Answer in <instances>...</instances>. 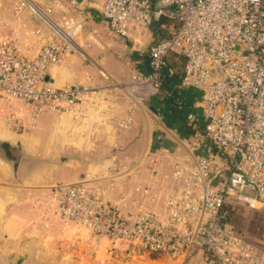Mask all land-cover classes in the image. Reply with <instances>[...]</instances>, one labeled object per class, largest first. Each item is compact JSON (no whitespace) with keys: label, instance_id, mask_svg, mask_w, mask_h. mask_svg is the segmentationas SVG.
<instances>
[{"label":"built area","instance_id":"built-area-1","mask_svg":"<svg viewBox=\"0 0 264 264\" xmlns=\"http://www.w3.org/2000/svg\"><path fill=\"white\" fill-rule=\"evenodd\" d=\"M17 1L16 12L28 11L40 22L31 31L39 48L28 56L14 42L0 43V101L32 107L27 132L45 113L79 119L89 104L105 101L110 92L144 100L174 80L200 91L194 106L205 120L193 110L184 119L185 156L173 165L162 217L114 195L121 171L116 155L107 174L50 187L48 206L54 216L82 231L83 245L93 253L103 248L109 260L168 256L188 264L201 253L213 264H264V250L229 227L230 204L264 207V0ZM92 3H101L102 19L118 36L153 29L154 41L140 51L148 69H132L125 82L58 87L46 79L48 71L70 54L85 53L76 38ZM169 22L173 30L164 36L160 30ZM177 57L180 71L172 61ZM132 124L129 112L118 121L117 139ZM153 171L160 173L159 167ZM137 192L149 196L148 189Z\"/></svg>","mask_w":264,"mask_h":264},{"label":"crops","instance_id":"crops-1","mask_svg":"<svg viewBox=\"0 0 264 264\" xmlns=\"http://www.w3.org/2000/svg\"><path fill=\"white\" fill-rule=\"evenodd\" d=\"M17 2L0 0V43L14 42L22 55L31 56L39 48L31 31L41 25L28 11L16 12ZM101 9V3H92L82 14L84 29L76 41L85 53L70 54L62 64L52 65L47 80L58 87L73 82L99 87L127 81L134 68L148 69L140 51L154 41L153 29L118 36L102 19ZM199 96V90L185 88L179 80L144 100H133L118 90L108 93L105 101L89 104L79 119L66 113H45L28 132L34 120L32 107L0 101V264H87L88 260V264H103L97 263L102 260L126 264L124 257L109 260L100 252L85 256L87 247L80 241L83 232L54 216L48 206L49 189L107 174L116 155L121 171L114 195H124L135 209L162 217L173 165L183 163L185 156L184 119L193 110L205 122L201 108L194 106ZM129 112L133 124L117 139L118 121ZM157 167L159 174L153 171ZM141 188L148 189L149 196L141 197L137 192ZM236 207L240 212H253L254 220L262 217L263 222L264 207L259 203L254 208L244 203L229 205L232 229L264 250V227L253 220L250 226L236 225L232 219ZM136 264H182V260L141 256ZM188 264L213 263L197 253Z\"/></svg>","mask_w":264,"mask_h":264},{"label":"rangeland","instance_id":"rangeland-1","mask_svg":"<svg viewBox=\"0 0 264 264\" xmlns=\"http://www.w3.org/2000/svg\"><path fill=\"white\" fill-rule=\"evenodd\" d=\"M50 128V127H49ZM48 128V129H49ZM245 194L247 195H253V192L251 191H245ZM243 213V214H242ZM252 214H254L253 212L249 211L247 213L245 212H240L237 210V207L235 208L234 212H233V216H232V219L234 218V222L236 223V225L240 226L241 228L243 226H247L251 224V220H253L255 223H259L258 225L261 227H264V222H263V218L262 217H259V218H256L255 217V220L252 218ZM253 222V223H254ZM230 229H232V227L229 225ZM244 235V233H243ZM100 250V254L103 253V248L99 249ZM83 254L85 256H92L93 254V250H90V249H85L83 251ZM104 255V254H103ZM139 258L138 257H133V258H122V261L126 264H136V261L138 260ZM89 260L87 261V264H88ZM108 262V261H107ZM106 262H104L103 264H105ZM89 264H93V263H89ZM110 264V263H108Z\"/></svg>","mask_w":264,"mask_h":264},{"label":"trees","instance_id":"trees-1","mask_svg":"<svg viewBox=\"0 0 264 264\" xmlns=\"http://www.w3.org/2000/svg\"><path fill=\"white\" fill-rule=\"evenodd\" d=\"M167 26H168V28L166 30L163 29V32H164L163 35L164 36L169 35L171 33V31L173 30V27H174L173 23H170V22L167 24ZM172 61H174V64L177 66L178 71H180L181 70V64H182L181 57H177L176 60H172Z\"/></svg>","mask_w":264,"mask_h":264}]
</instances>
